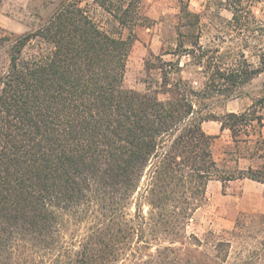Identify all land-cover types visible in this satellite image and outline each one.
Here are the masks:
<instances>
[{
    "label": "trees",
    "instance_id": "trees-1",
    "mask_svg": "<svg viewBox=\"0 0 264 264\" xmlns=\"http://www.w3.org/2000/svg\"><path fill=\"white\" fill-rule=\"evenodd\" d=\"M220 2L233 25L255 18L242 0ZM141 4L62 0L31 30L0 34V264H264L263 212H242L220 233L190 230L210 181L264 184V167L222 165L203 127L218 121L237 143L246 112L217 113L208 100L230 97L264 61L254 67L243 52V61H214L199 13L184 4L165 53L198 57L203 87L180 74V61L155 55L159 86L126 89Z\"/></svg>",
    "mask_w": 264,
    "mask_h": 264
},
{
    "label": "rangeland",
    "instance_id": "rangeland-1",
    "mask_svg": "<svg viewBox=\"0 0 264 264\" xmlns=\"http://www.w3.org/2000/svg\"><path fill=\"white\" fill-rule=\"evenodd\" d=\"M62 0H0V34L13 32L24 33L35 27L42 18L51 14ZM86 5L91 0H81ZM224 1V0H222ZM225 2L220 0H142L141 12L146 17L135 27V39L128 56L123 86L145 92L148 86L156 88L161 80V55L165 61H180L185 78L194 80V86L202 88L205 77L193 58L183 51L180 55L166 54L173 49L178 36L180 7L189 6L190 10L200 15V44L211 50L214 61L229 63L238 59L243 61L242 52L252 66H259L264 61V0H242V5L250 8L255 18L242 24L229 23L231 11ZM92 15L105 28L112 32L110 15L98 6L91 8ZM128 29H124V35ZM187 44V43H186ZM215 50V51H214ZM174 51V50H172ZM199 53V52H197ZM154 56H153V55ZM156 55V56H155ZM196 59V60H195ZM206 58H204L205 60ZM151 61V63H148ZM175 77L177 74L175 73ZM227 89V88H225ZM225 90L224 92H226ZM159 97H169L160 89ZM228 93V92H226ZM214 104L215 111L246 112L249 119L244 125H238L237 143L228 144L232 140L231 132H219V123L211 120L204 124V129L219 138H214L212 149L215 153L221 149H262V125L254 117H264V70L255 78L235 88L230 97L223 92L217 93L208 102ZM264 156V152L262 154ZM216 158L218 155L216 154ZM222 165L225 162L220 161ZM231 169H237L234 163H228ZM264 167V163L258 168ZM208 201L197 213L190 230L203 236L207 230L220 233L231 229L236 217L242 212L264 213V184L251 180H236L223 186L221 181H210L207 188Z\"/></svg>",
    "mask_w": 264,
    "mask_h": 264
},
{
    "label": "crops",
    "instance_id": "crops-1",
    "mask_svg": "<svg viewBox=\"0 0 264 264\" xmlns=\"http://www.w3.org/2000/svg\"><path fill=\"white\" fill-rule=\"evenodd\" d=\"M232 112H237V111H232ZM209 121H211V120H209ZM209 121H205L203 123V127H204V124L209 122ZM224 131H230V129L226 128V129L222 130L221 125L219 123L218 134L221 132H224ZM261 133H262V136L264 137V124L262 125V132ZM215 136H216L215 139L219 138V135L216 134ZM231 137H232V133H231ZM228 144H233V146H234L236 144V142L232 138V140L228 141ZM212 150H213L215 158H216V154H217L218 158H216V159L219 162L220 161L225 162L226 167H229L228 163H234V165L237 167V169H248L249 167L258 168V165L260 164V162L264 163V156L261 155L262 152H264V150H262V149H221V151H219L218 153L217 152L215 153L214 149H212ZM236 180L245 181V180H251V179H236ZM236 180L228 181L226 184L229 185ZM251 181H254V180H251ZM255 182H257V181H255ZM258 183H260V182H258Z\"/></svg>",
    "mask_w": 264,
    "mask_h": 264
}]
</instances>
